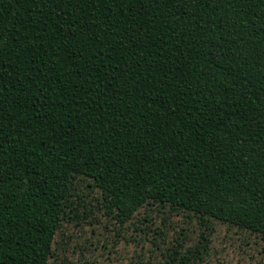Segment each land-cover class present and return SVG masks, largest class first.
I'll use <instances>...</instances> for the list:
<instances>
[{
	"label": "trees",
	"instance_id": "obj_1",
	"mask_svg": "<svg viewBox=\"0 0 264 264\" xmlns=\"http://www.w3.org/2000/svg\"><path fill=\"white\" fill-rule=\"evenodd\" d=\"M84 179L264 240V0H0V264H50Z\"/></svg>",
	"mask_w": 264,
	"mask_h": 264
},
{
	"label": "rangeland",
	"instance_id": "obj_2",
	"mask_svg": "<svg viewBox=\"0 0 264 264\" xmlns=\"http://www.w3.org/2000/svg\"><path fill=\"white\" fill-rule=\"evenodd\" d=\"M87 183H76L78 214L63 221L50 264H182L183 256L197 264H264V240L257 233L154 203L121 224L106 214L101 191Z\"/></svg>",
	"mask_w": 264,
	"mask_h": 264
}]
</instances>
